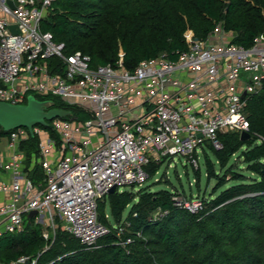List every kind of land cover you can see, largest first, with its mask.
<instances>
[{"label": "built area", "instance_id": "1", "mask_svg": "<svg viewBox=\"0 0 264 264\" xmlns=\"http://www.w3.org/2000/svg\"><path fill=\"white\" fill-rule=\"evenodd\" d=\"M54 1L0 0V100L25 103L30 92L56 95L90 118L54 119L61 145L41 125L33 134L27 128L9 133L11 158L0 166L12 180L0 191H10L11 198L0 208V237L21 231L28 212L37 210L36 224L56 232L58 223L94 247L114 229L101 221L98 207L113 186L142 184L152 160L183 155L199 167L198 148L221 149V133L249 132L246 98L264 89V33L244 47L232 43L233 33L221 25L206 40L188 30V47L176 51V59L162 53L129 70L121 51L115 64L91 67L89 55L66 54L65 44L42 30ZM32 135L39 137L43 184L34 183L19 160L21 143ZM176 200L191 212L203 206L200 195ZM116 229L120 238L124 227ZM7 264L37 260L22 256Z\"/></svg>", "mask_w": 264, "mask_h": 264}, {"label": "trees", "instance_id": "2", "mask_svg": "<svg viewBox=\"0 0 264 264\" xmlns=\"http://www.w3.org/2000/svg\"><path fill=\"white\" fill-rule=\"evenodd\" d=\"M218 25L233 33L232 43L252 46L264 33V0H55L42 30L63 42L66 54L80 50L89 55L91 67L115 64L123 51L124 66L134 70L142 60L162 53L176 59V51L188 47V30L206 40ZM37 98L50 99L71 114L85 111L59 98ZM246 111L249 139L230 131L220 134L221 149L208 145L225 169L222 175L204 153L207 178H217V184L211 197L201 196L199 211L178 204L177 190H116L99 201L101 221L114 229L96 246L83 245L61 225L46 239L41 225L27 218L21 231L0 237V262L28 256L37 264H264V89L247 96ZM53 121L45 129L51 131ZM11 131L0 126V137ZM38 141L32 135L21 147L28 155L39 153ZM235 155L245 170L231 163ZM151 164L146 166L149 177L158 171V163ZM29 176L44 183L40 164ZM229 181L233 184L217 193ZM107 205L113 222L106 217ZM115 226L124 227L120 238ZM127 238L131 242L121 243Z\"/></svg>", "mask_w": 264, "mask_h": 264}, {"label": "rangeland", "instance_id": "3", "mask_svg": "<svg viewBox=\"0 0 264 264\" xmlns=\"http://www.w3.org/2000/svg\"><path fill=\"white\" fill-rule=\"evenodd\" d=\"M27 96H40L36 92H30ZM46 97L49 98H59L62 99L60 96L56 95H48ZM41 100V99H40ZM50 100V99H49ZM63 100V99H62ZM64 101V100H63ZM66 102V101H65ZM68 103V102H66ZM70 105H75L68 103ZM69 118H74L78 122L84 121L86 119L90 118V115L85 111H79L74 110L73 114L70 113ZM50 131V130H49ZM51 135L53 139L56 141L58 145H61V134L59 131H57L54 126L51 127ZM205 147V152L209 154L213 162L215 163V169L219 174H223L225 169H222L219 165L218 161L216 160L213 151L208 147ZM198 154H199V168L194 167L191 162L189 161V158L183 155H175V157L172 159L171 157H166L162 163H158V171L154 176L148 177L142 184H135L134 186L130 185H122L119 186L117 191L123 192V191H129L135 194H138V192L141 189H150L152 191H158V190H167L170 192H173L177 190L179 193V197L181 198H193L198 195L205 196L207 198L211 197L214 193L215 186L217 184V178L208 179L207 178V168H206V162H205V155L202 148H198ZM151 165H154L155 161H151ZM231 163H235L236 169L242 168L245 170L246 165L242 163V159L237 158V155H235ZM199 169V175L197 174V170ZM231 184H233V181L227 182L223 187H221L218 191L229 187ZM130 209V206L126 209L125 214L128 213ZM106 214L108 215L107 218H109L112 222V218L110 215V207L107 205L106 207ZM43 232L49 233V235L52 237L55 234V231L51 227H46L43 224H40ZM57 229L60 227L58 226V223L56 225ZM56 229V230H57Z\"/></svg>", "mask_w": 264, "mask_h": 264}, {"label": "water", "instance_id": "4", "mask_svg": "<svg viewBox=\"0 0 264 264\" xmlns=\"http://www.w3.org/2000/svg\"><path fill=\"white\" fill-rule=\"evenodd\" d=\"M16 31V26H12ZM18 32V31H17ZM246 97V93L243 94ZM70 110L54 107V101L45 99L40 100L35 96H28L26 103H11L0 100V126L5 131H11L18 128H27L33 134V128L37 125L48 126L49 121L57 118L69 116ZM250 138L248 131H242L241 139ZM116 186L109 190V194L116 192ZM37 215V210L28 212L27 217L31 220Z\"/></svg>", "mask_w": 264, "mask_h": 264}, {"label": "crops", "instance_id": "5", "mask_svg": "<svg viewBox=\"0 0 264 264\" xmlns=\"http://www.w3.org/2000/svg\"><path fill=\"white\" fill-rule=\"evenodd\" d=\"M22 142L21 144H23ZM18 150L19 160L22 161V168L25 174L29 176L30 171L36 164H40L39 153L27 154V151L21 147ZM11 149L9 148V134L0 137V163H7L11 158ZM41 165V164H40ZM12 173L0 166V184H10ZM11 198L10 191H0V208Z\"/></svg>", "mask_w": 264, "mask_h": 264}]
</instances>
